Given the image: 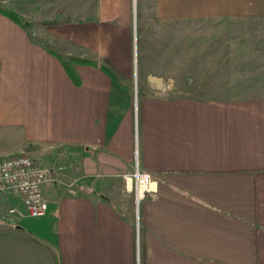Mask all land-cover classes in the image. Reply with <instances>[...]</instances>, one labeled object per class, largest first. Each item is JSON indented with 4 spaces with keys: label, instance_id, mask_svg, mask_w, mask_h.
<instances>
[{
    "label": "crops",
    "instance_id": "obj_1",
    "mask_svg": "<svg viewBox=\"0 0 264 264\" xmlns=\"http://www.w3.org/2000/svg\"><path fill=\"white\" fill-rule=\"evenodd\" d=\"M49 2L68 16L53 23L69 28L62 53L104 57L118 77L88 62L69 74L34 35L56 41L53 24H29ZM16 12L26 27L0 12V156L62 147L67 178L45 189L50 219L8 205L0 264H264V0H23ZM136 16L179 21V94L169 76L134 73ZM135 167L152 179L137 211L123 179Z\"/></svg>",
    "mask_w": 264,
    "mask_h": 264
},
{
    "label": "rangeland",
    "instance_id": "obj_2",
    "mask_svg": "<svg viewBox=\"0 0 264 264\" xmlns=\"http://www.w3.org/2000/svg\"><path fill=\"white\" fill-rule=\"evenodd\" d=\"M19 1L23 2V0H0V5L9 7L16 12ZM47 9L44 10V14H42V17L44 18H39L33 21L34 23L31 21V19H29V24H34L35 26L40 27L43 26V24L37 25V22L39 20H47L48 17H60L62 15L59 11L55 13L50 12V2L49 6H47ZM135 13L136 11H134L133 8V15H135ZM87 19L93 20L95 18L89 17ZM27 22L29 21H26V23ZM206 23L208 22L203 21V19L200 18L199 22L195 20H193L192 22H188V26L196 24L204 25ZM51 24L52 23H48L45 25ZM139 24L141 28L139 27ZM48 28H51L52 32L59 36V38L58 36L56 37V41L50 40L48 38V33L44 31H38L34 35L37 34V36H40L42 41L50 44V46L55 50L65 53L69 50L74 49L72 46H69L67 38L59 34L62 33L68 36L69 28L67 27L66 23L53 24ZM133 28H135L133 38L134 45L132 44V51L134 52L135 56L134 73L154 74L156 76H169L170 78H172V88L176 91L174 94H179V21L171 20L167 22H156L153 18L150 17L139 18L136 16L133 17ZM142 30L143 32H141ZM39 32L41 33L38 34ZM152 88L156 90L155 87ZM26 154L36 157L40 159L39 161L47 164L53 171L52 175L58 176L59 180H66L68 160L66 155L67 151L64 148L60 147L51 149L49 147L41 145L37 146V149L35 147V153L32 152V154ZM62 174H64V176H62ZM16 198V196H13L11 194H2L0 196V223H3L7 220V209L9 207L8 205L13 204V200H15ZM17 199L19 200V198ZM45 216L47 219H50V211H48ZM29 218L33 219L38 217ZM16 222L18 221L16 220Z\"/></svg>",
    "mask_w": 264,
    "mask_h": 264
},
{
    "label": "built area",
    "instance_id": "obj_3",
    "mask_svg": "<svg viewBox=\"0 0 264 264\" xmlns=\"http://www.w3.org/2000/svg\"><path fill=\"white\" fill-rule=\"evenodd\" d=\"M52 172L47 164L25 153L0 156V194L16 196L27 215L41 216L48 207L45 189L57 179ZM123 179L133 191L137 211L140 200L152 188V179L137 167L124 173ZM8 211L14 212L15 208Z\"/></svg>",
    "mask_w": 264,
    "mask_h": 264
},
{
    "label": "trees",
    "instance_id": "obj_4",
    "mask_svg": "<svg viewBox=\"0 0 264 264\" xmlns=\"http://www.w3.org/2000/svg\"><path fill=\"white\" fill-rule=\"evenodd\" d=\"M0 12H2L3 14H5L6 16H8L9 18H11L12 20H14L15 22L23 25L26 27V21H28L27 19L25 20V18H23L19 13L15 12L14 10L10 9L9 7L6 6H1L0 5ZM68 21V16H64V17H53L47 20H39L37 23V25H45L48 23H56V22H65ZM55 55H57L62 64L65 66V68L69 71V74L73 77L76 78V74L75 71L73 69V63L74 62H88L94 65H98L100 66L103 70H105L106 72L112 74L115 77H118L120 74V71L111 63L109 62V60H107L106 58H101V59H96V58H89V57H74V56H68L63 54L60 51H53Z\"/></svg>",
    "mask_w": 264,
    "mask_h": 264
}]
</instances>
